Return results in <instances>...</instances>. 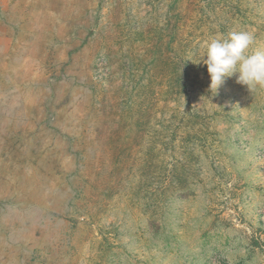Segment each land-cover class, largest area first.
<instances>
[{"label": "rangeland", "instance_id": "374dc122", "mask_svg": "<svg viewBox=\"0 0 264 264\" xmlns=\"http://www.w3.org/2000/svg\"><path fill=\"white\" fill-rule=\"evenodd\" d=\"M233 30L264 0H0V264H264V88L197 63Z\"/></svg>", "mask_w": 264, "mask_h": 264}, {"label": "clouds", "instance_id": "9594fccd", "mask_svg": "<svg viewBox=\"0 0 264 264\" xmlns=\"http://www.w3.org/2000/svg\"><path fill=\"white\" fill-rule=\"evenodd\" d=\"M254 43L252 32L233 30L205 44L197 63L207 66L211 92L216 93L233 76L250 92L264 88V48L252 49Z\"/></svg>", "mask_w": 264, "mask_h": 264}]
</instances>
